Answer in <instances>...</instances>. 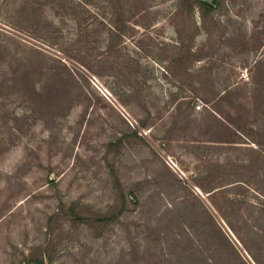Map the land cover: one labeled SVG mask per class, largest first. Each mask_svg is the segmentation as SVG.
<instances>
[{"label":"rangeland","instance_id":"1","mask_svg":"<svg viewBox=\"0 0 264 264\" xmlns=\"http://www.w3.org/2000/svg\"><path fill=\"white\" fill-rule=\"evenodd\" d=\"M208 1L0 0V264H264V0Z\"/></svg>","mask_w":264,"mask_h":264},{"label":"trees","instance_id":"2","mask_svg":"<svg viewBox=\"0 0 264 264\" xmlns=\"http://www.w3.org/2000/svg\"><path fill=\"white\" fill-rule=\"evenodd\" d=\"M196 2H198V4H200L201 6L207 8V9H212V5H208L203 3V1L201 0H196ZM185 227V225H184ZM260 232V231H259ZM171 233L170 236L172 237H164L165 239V243H173V245L179 250V254L177 256V261L178 262H184L185 264L188 263H192L193 260L198 259V257L194 256V255H190L188 256V254H185V250H186V244L187 242L191 243V239L187 236V234H185V230L182 228L177 229V231L174 233ZM187 241V242H186ZM37 264H40L41 262H39L38 260L36 261ZM243 264V262H242Z\"/></svg>","mask_w":264,"mask_h":264},{"label":"crops","instance_id":"3","mask_svg":"<svg viewBox=\"0 0 264 264\" xmlns=\"http://www.w3.org/2000/svg\"><path fill=\"white\" fill-rule=\"evenodd\" d=\"M161 59H163L162 55H161ZM160 78L163 81L164 77H160ZM230 130H231V132H230L231 135L229 134L227 139H224V140H221V141L211 139V141L206 142V143H210L212 145H221V144L222 145H231V146H235V147H238V148H243L245 146L255 147L254 142L251 141L252 140L251 137H249L246 134V131L244 129H242V128H235L234 129L232 127ZM244 139L250 140L251 141L250 144L245 143ZM253 149H255V148H253ZM263 161H264V159H263Z\"/></svg>","mask_w":264,"mask_h":264},{"label":"built area","instance_id":"4","mask_svg":"<svg viewBox=\"0 0 264 264\" xmlns=\"http://www.w3.org/2000/svg\"><path fill=\"white\" fill-rule=\"evenodd\" d=\"M240 78H242V79H246V78H247V73H246V71H242V72H240ZM167 164H168L171 168L174 167V163H173L171 160H168V161H167Z\"/></svg>","mask_w":264,"mask_h":264},{"label":"water","instance_id":"5","mask_svg":"<svg viewBox=\"0 0 264 264\" xmlns=\"http://www.w3.org/2000/svg\"><path fill=\"white\" fill-rule=\"evenodd\" d=\"M203 3L208 4V5H212L211 2H209L208 0H203Z\"/></svg>","mask_w":264,"mask_h":264}]
</instances>
